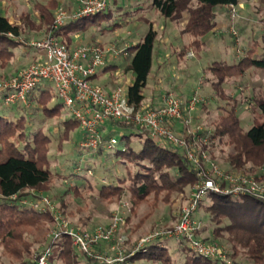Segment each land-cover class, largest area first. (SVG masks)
<instances>
[{"label": "trees", "instance_id": "obj_1", "mask_svg": "<svg viewBox=\"0 0 264 264\" xmlns=\"http://www.w3.org/2000/svg\"><path fill=\"white\" fill-rule=\"evenodd\" d=\"M250 1L264 9V0H152V6L171 22L178 23L183 14L187 15L181 31V34L191 38L185 47L187 52L191 49L199 51L204 46L202 38L217 26V8H235ZM57 7L58 0L35 1L32 4L35 15L32 17L30 12L20 14L18 22H10L8 17L0 14V69L9 66L16 51L25 48L34 34L41 30L50 31ZM259 19L263 25L261 36L264 41V19ZM72 25L73 22L67 21L54 33L66 45L71 42ZM156 39L157 33L150 27L142 42L128 50L129 61L125 71L134 78L128 87L126 100L136 110L145 100L144 89L152 68ZM260 47L262 54L258 58L253 57L256 46L250 47L236 63H213L206 69L211 77L205 81L210 83L213 95L221 101L234 102L213 122L210 131L197 132L207 138L206 144L199 141L206 152L214 142L231 147L225 173L235 171L246 175L264 167V94L245 98L246 108L254 115L257 113V119L260 120L245 132L240 126L235 96L225 93L228 83L234 79L244 76L253 68L264 70V44ZM55 96L50 83H41L27 98L35 105L33 110L43 118L59 119L62 104L53 102ZM0 104L3 105L2 101ZM67 114L59 120L58 148L62 142L71 141L72 149L64 173L60 175L62 185L59 189L52 187L50 169L49 152L55 136L36 127L29 109L21 103L8 106L7 111L0 114V264H31L34 256L49 246L53 249L51 264H102L94 257L77 251L67 236L51 242L52 213L48 208L41 211L22 204L24 200L32 202L41 196L48 197L68 218L73 216L71 208L74 204L89 195V198L99 199L106 204L125 201L130 215H133L142 203L148 201L172 204L175 197H184L199 181L185 149L150 138L147 130L139 129L131 122L110 125L122 133L120 141L125 140L121 141L122 147H118L117 142L113 148H105L110 137L108 134L112 133L107 134L104 130L101 132L102 143L96 150L82 147L81 142L74 141L79 125ZM131 138L137 139L139 149L133 147ZM105 149L113 152L105 155L101 162L73 156V150L102 156ZM210 158L215 162L212 155ZM198 209L203 212L200 220L207 218L211 229L208 236L201 239L197 234L204 231L205 226L200 225L196 238L203 243L217 245L221 257L198 255L183 239L158 238L138 250H128L130 245L126 242L122 243L126 247L123 251L115 242L119 238L120 227L115 234L117 239L111 243L96 244L95 252L108 256V250L111 251V247L115 246L123 255V260L114 264H264V200L248 194L233 196L228 193H209ZM77 216L78 223L74 225L82 232L88 233L96 228H88L91 215L81 217L78 212ZM128 220L129 217L124 222L125 226ZM168 240L173 243V247L167 244Z\"/></svg>", "mask_w": 264, "mask_h": 264}, {"label": "rangeland", "instance_id": "obj_2", "mask_svg": "<svg viewBox=\"0 0 264 264\" xmlns=\"http://www.w3.org/2000/svg\"><path fill=\"white\" fill-rule=\"evenodd\" d=\"M35 1L46 2L47 0H0V14L8 17L11 22H18L20 14L25 12H30L33 17L35 13L32 11V4ZM130 2H134V0H117V5L115 6L112 4V0H107L109 5V10L107 11L109 19L92 22L87 26V29L91 32L97 30L98 34L105 33V35H107V37H105V43H109L111 35L110 33L106 34L108 33V30H110L113 25L119 23L122 24V22L124 23L125 21L126 9L123 8L122 11H119L118 8L130 4ZM140 2L146 8L144 13L145 17L148 20L154 21L157 33V39L154 43L153 49L152 68L144 89L145 102H143V105L147 106L151 104V101L155 104L158 99L161 100L166 95L177 97L183 105H185L189 98L196 93L203 101L196 106L193 113L189 116V123L177 120L171 125V127L175 129V132H172L176 134V137L187 138L190 141L191 134L196 133L195 131H210L213 127V122L223 113V110L229 109L232 104H234V102L232 103L231 101H229L230 103L227 101H221L213 95L210 83L205 81L209 76L211 77L210 73L206 72V69L213 63L224 62L230 65L234 64L244 57L246 50L250 47L256 46V52L253 57L258 58L262 54L260 46H263L264 44L261 36V28L263 25L259 18L264 19V9L262 6L259 7L254 1L243 2L235 7L233 9L234 11H231V8H217L216 22L218 25L212 32L202 38L205 45L199 51L191 49L188 50V54H186L185 47L189 45L191 38L184 35L180 41L181 45H179L177 49L165 50L162 48V43L165 42L166 35L173 22L165 19L156 10H151L150 7L147 8L148 6L146 5H149V0H140ZM58 8H60V6L57 7L56 10H58ZM92 18H95V16L88 20H92ZM123 27L124 25L116 34L120 35L122 38L126 36L125 38H128L126 42L129 43L135 42L134 44H138L142 42L148 32V24L146 23H139V26L134 28L129 36H127L129 29ZM46 33L47 32L44 30H41L34 34L35 36L27 42L25 48H19L16 51L9 66L0 69V85L12 80L23 68L37 62V58L30 56V54L37 52L32 47H29V44L42 39ZM104 47L107 46L104 45ZM40 55H42V57L44 56L43 53H40ZM127 60L129 61V58ZM126 62V59L120 57L117 64L124 68V66L127 65ZM112 73L113 76L117 77V79L114 77V80L119 84V86L112 91L120 88L122 98L126 99L128 87L133 82V75L124 69L120 70L119 73ZM108 77L109 75L105 78L107 79ZM100 82L101 81H99V83ZM225 93L227 96H235L236 101L238 102L236 109L238 110L241 119L240 126L245 132L257 122H260V120L257 119V113L255 115L250 113L249 109L246 108V102L244 101L246 97L256 94H264L263 69L253 68L244 76L234 79L228 83ZM0 101H2L1 94ZM53 102L56 104H62L60 99L56 96ZM32 107H35L32 102H29L28 106H26L33 117V122H36V127L49 135L53 134L55 136L49 152L51 159L50 169L53 175L52 187L53 189H59L62 185L60 175L64 173V169L68 164L67 158L70 157L72 143L71 141H64L62 142L60 149L58 148V126L59 120L68 116V112L62 105V115L59 119H45L39 114V112H35ZM3 111H7V106L0 104V114H2ZM183 115L188 118L185 110L183 111ZM255 118L257 121H255ZM107 131L108 133H112L111 128H108ZM80 135L81 132L77 131L74 136V139H76L74 141L77 143L81 142V140L79 141ZM108 135H110V137H115L119 142L117 146L122 147V142L125 140L123 139L121 140L122 142L120 141L121 134L118 129L114 133ZM130 141L136 150L139 149L140 144L136 138H131ZM197 146H200V144L196 143L194 145L195 148ZM209 149V156L212 155L220 169L225 171L227 168V156L232 152L231 147L225 143L214 142L212 145L210 144ZM112 152V150L105 149L102 156H93L92 153L85 152L84 150H73V156L76 158L82 157V159H88L90 162H101V160H104L105 155ZM227 174L239 176L244 173L229 171ZM191 192L192 190L184 197H175L173 203L170 205L153 203L152 201L142 203L133 215H130L128 205L127 207H121V205L127 203L125 201L120 202L119 204H106L99 199L89 198V195H86L84 200L74 204L73 208H71L73 216L66 219L74 224L78 223V212H80L81 217L91 215L88 219V228H97L98 226L102 227L108 224L112 215L118 210L124 221L119 226L120 232L117 235L119 241L115 236V239H117L115 242L120 245L123 251L126 247L122 243L126 242L130 245L128 250H134L138 244H141L146 238L157 231L168 230L175 225L177 217H179L180 209L181 207L186 206V202L188 201ZM77 208L79 210H76ZM200 216H203L202 209L197 208L194 213V219L198 220L201 225L205 226V230L197 234L198 237L202 239L208 236V231L211 229V226L208 225L207 218H203L204 222L202 219L200 220ZM127 217H129V222L128 225L125 226L124 222ZM200 234L201 236H199ZM168 241L167 244L173 247V243H171L170 240ZM108 256L111 258H123V255L120 256L110 250H108Z\"/></svg>", "mask_w": 264, "mask_h": 264}, {"label": "built area", "instance_id": "obj_3", "mask_svg": "<svg viewBox=\"0 0 264 264\" xmlns=\"http://www.w3.org/2000/svg\"><path fill=\"white\" fill-rule=\"evenodd\" d=\"M75 1L77 3L75 11L69 13L61 7L58 8L50 31L42 39L29 44V47L43 53L44 56L23 68L9 82L0 85L3 104L7 107L20 103L28 106L27 96L34 92L39 84L50 83L56 97L60 99L69 115L77 121L82 135L80 145L84 148L96 150L102 143L101 132L103 130L106 132L113 123L131 122L139 129L147 130L150 138L163 141L178 149H185L187 159L194 165L199 181L193 187L186 206L181 208L178 221L173 228L157 231L138 244L135 250L158 238L183 239L198 255L206 258L221 257L217 245L206 244L196 238V231L201 224L194 219V213L209 193H228L233 196L248 194L264 200V167L251 174L232 176L222 171L210 158L209 153L202 149L199 141L206 144L207 138L200 136L198 131L191 134L189 142L187 138L176 137L170 128V123L177 120L189 123V116L203 101L196 93L185 105L177 97L166 95L159 107L152 109L142 104L136 110L122 98L120 88L106 93L95 85L92 77L97 71L106 67L110 57L117 56L119 52L114 48L104 49L94 44L71 48L54 33L67 21H76L103 13L108 3L107 0ZM230 8L234 11V7ZM184 110L188 118L183 115ZM111 129L112 133L116 131L115 128ZM117 142L116 138L111 136L104 147L111 149ZM196 143L200 146L195 148ZM22 204H28L33 209L41 211L49 209L53 216L51 242H56L61 236H67L77 251L94 257L102 264L122 261L123 258H111L95 252L96 244L111 243L115 239L116 231L124 221L118 210L106 226H100L87 233L67 220L48 197L41 196L40 199L32 202L24 200ZM127 205L125 203L121 207ZM115 249V246L111 247V251ZM115 254L121 256L120 250L116 249ZM52 258L53 249L49 246L36 254L31 264H51Z\"/></svg>", "mask_w": 264, "mask_h": 264}, {"label": "crops", "instance_id": "obj_4", "mask_svg": "<svg viewBox=\"0 0 264 264\" xmlns=\"http://www.w3.org/2000/svg\"><path fill=\"white\" fill-rule=\"evenodd\" d=\"M39 2H42V1H39ZM112 4L116 6L117 0H112ZM59 6L65 9L66 11H68L69 13H71L76 10L77 3L75 0H58V7ZM146 6H148L147 8L150 7L151 10H155L152 6V0H149V5H146ZM120 7L121 8L117 7L119 11H122L123 8L126 9L125 21L124 23L122 22V24L119 23V24L113 25V27L110 30H108V33L106 34L110 33L111 35V40L109 41V43H105L106 42L105 37H107L105 33L98 34L97 30L91 32L87 29V26L92 22H97L103 19L104 20L109 19L108 17L109 15L107 14V11L109 10V5H107V8L103 13L99 14L98 17L92 18V20H88L89 18H91V17H88V18H83V19H79L76 21H70V22H73V25L71 26L73 33H71V36H70L71 42L68 45L69 47L74 48V47L94 44V45L102 46L104 49L114 48L115 50L119 52L117 56L112 57V58L110 57L108 59V64L106 65V67L97 71V73L92 78V82L95 85H98L99 87H101L106 93H110L113 89L119 86L117 81L114 80V77L116 76H113L112 72L119 73L120 70L122 69L125 70V66L124 68H122L121 66L117 64V61L119 60L120 57H122L123 59H126L127 61L128 50L136 45L134 44L135 42L134 43L126 42V40L128 39V38L127 39L125 38L126 36L122 38L120 35L116 34L118 30L121 29L122 26L124 25L123 28L129 29L127 32V36H129L133 32L134 28L139 26V23H146L148 24V30L150 29V27H152L155 30L154 21L148 20L145 17L144 13H145L146 8L145 6H143L140 0H134V2H130V4L125 5V6H120ZM1 15L4 16L3 14ZM98 18H101V19H98ZM186 21H187V15L183 14L181 20L178 23L173 22V24L170 25L168 34L166 35V38H165V42L162 43V48H164L165 50H169V49L173 50L174 48L177 49L179 45H181L180 41L184 37V35L181 34V31ZM104 45L107 47H104ZM204 45H205V42H204ZM186 54H188V52H186ZM30 56H33L37 58L38 60L42 58V55H40L39 52L32 53L30 54ZM126 64H128V62H126ZM107 75H109V77L106 79L105 77ZM115 79H117V77ZM99 81L101 82L99 83ZM162 99L161 100L158 99L155 104L154 102L151 101V104L147 105V107L152 108V109L159 107L162 104ZM172 123L173 122L170 123V127ZM172 131L175 132V129L172 128Z\"/></svg>", "mask_w": 264, "mask_h": 264}]
</instances>
